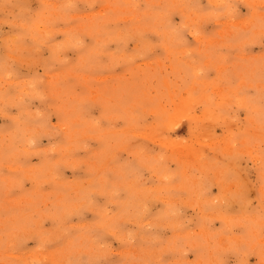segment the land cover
I'll list each match as a JSON object with an SVG mask.
<instances>
[{
  "label": "rangeland",
  "instance_id": "374dc122",
  "mask_svg": "<svg viewBox=\"0 0 264 264\" xmlns=\"http://www.w3.org/2000/svg\"><path fill=\"white\" fill-rule=\"evenodd\" d=\"M0 264H264V0H0Z\"/></svg>",
  "mask_w": 264,
  "mask_h": 264
}]
</instances>
